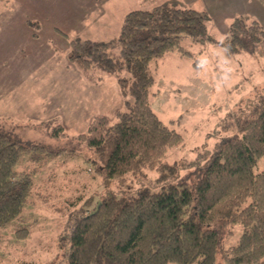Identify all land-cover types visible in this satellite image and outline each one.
<instances>
[{
  "label": "trees",
  "instance_id": "trees-1",
  "mask_svg": "<svg viewBox=\"0 0 264 264\" xmlns=\"http://www.w3.org/2000/svg\"><path fill=\"white\" fill-rule=\"evenodd\" d=\"M257 1L264 6V0ZM142 3L152 6L128 12L111 40L69 41L71 65L95 83L115 77L122 94L131 99L115 121L95 116L74 139L91 150L93 172L102 180L123 186L126 175L156 170L160 189L102 196L93 209L71 214L65 227V264H217L221 245L238 225L237 243L222 248L220 259L224 264H264V168L254 172L264 158V89L248 114L236 119L239 136L214 145L196 182L189 185L178 178V166L163 159L183 137L152 110L151 66L170 52L189 55L181 46L183 39L213 41L206 34L209 17L174 0ZM225 51L264 57V28L246 15L233 18ZM47 126L52 138L67 137L61 124L48 121ZM65 154L76 152L22 144L0 125V231L13 227L17 242L30 237L24 211L34 195L45 201L34 176L43 164ZM24 155L25 166L15 169Z\"/></svg>",
  "mask_w": 264,
  "mask_h": 264
},
{
  "label": "rangeland",
  "instance_id": "rangeland-1",
  "mask_svg": "<svg viewBox=\"0 0 264 264\" xmlns=\"http://www.w3.org/2000/svg\"><path fill=\"white\" fill-rule=\"evenodd\" d=\"M96 1L98 5L102 2ZM96 1L0 0V8L6 6L8 11L15 7L10 13L12 18L20 17L22 20V16H28L40 22L43 27L39 37L44 43L35 59L27 56L26 60L16 61L12 75L0 81L3 85L0 103L11 108L12 117L10 124L1 126L22 144L76 152V155H61L43 164L34 176L36 191L45 201L37 198L39 194L34 195L30 200L32 203L24 211L27 223L31 224V235L27 240L17 242L13 227L0 231V264H65L67 245L64 237L68 234L65 227L71 214L93 209L102 196L118 198L126 190L149 188L157 192L160 189L156 170L144 169L139 174L126 175L123 186L116 181L102 180L93 172L90 161L95 157L91 150L85 145L79 146L74 139L86 131L92 115H104L115 121L114 112L125 110L122 106L124 98L120 96L116 83L109 81L110 76L105 78L103 84L106 86L101 87L102 91L89 98L90 90L96 88H90V85L86 88V83L83 80V85L77 82L66 65L58 66L64 61L68 63L67 52L62 45L63 38L66 41L73 38L66 24L73 19L69 15L70 8L81 3L93 5ZM168 1L172 0H153V3ZM174 1L208 15L206 34L213 41L193 43L189 38L183 39L181 46L189 55L170 52L152 65L154 83L150 88L149 101L160 121L183 137L180 143L168 150L163 161L176 164L178 178L193 185L214 145L239 136L235 129L236 119L248 114L257 101L258 93L264 89V57L246 52L226 53L227 28L234 18L228 16L238 10L231 0ZM115 5L119 13L114 16V25L108 32L90 40L107 41L117 36L118 29L114 26L117 27L118 21L121 25L125 14L152 6L143 4L142 0H116ZM253 10L250 8L244 12L250 14ZM258 12L255 14L264 28L263 14ZM46 48L55 54L51 57L43 54ZM70 66L80 72L75 66ZM125 76L131 82V76L127 73ZM125 97L126 101H131ZM81 104L85 106H79ZM53 119L54 125L64 127L67 137L56 140L50 136L47 122ZM26 161L27 155L22 156L15 169L21 170ZM263 168L264 158L258 161L254 172ZM172 182L176 183L177 179ZM240 234L238 225L228 242L221 245L216 256L217 264H224L220 250L235 245Z\"/></svg>",
  "mask_w": 264,
  "mask_h": 264
},
{
  "label": "crops",
  "instance_id": "crops-1",
  "mask_svg": "<svg viewBox=\"0 0 264 264\" xmlns=\"http://www.w3.org/2000/svg\"><path fill=\"white\" fill-rule=\"evenodd\" d=\"M115 1L116 0H102V2L99 5L97 4L96 1L93 5H89V6L87 5L85 6L82 3L81 5L80 4L76 6L73 5L72 8H70V12H69V15L73 19L71 22L69 21L66 22L68 27L71 29L73 35V38L71 39L78 38L81 40H90L100 37L102 34L108 32L109 29L114 25L113 24V21L115 19L114 16L117 17V14L119 13V8H117V5H115ZM231 1L232 4L238 8V10L232 11V13L228 16L230 19L233 17L235 18L241 15H246L250 19L256 20L260 24L261 20L255 14L258 11H259L258 13L263 14V18H264V6H262L257 0H231ZM248 7L254 9L253 11H251L250 14L244 12V10L250 9ZM14 8L15 7H10L8 11L6 9V6L0 8V81L4 78H7L9 75H12V68L15 67L16 61L20 59L21 61L26 60L27 56H30L32 58L34 57L35 59L36 55L39 54V50L44 47L43 39L39 37V35L42 33L41 31V27H43L42 24L37 20H34L33 18H30L28 16H22V20L20 17L12 18L10 13L14 10ZM64 11L66 12L67 10ZM118 22H117V27L114 26V28L118 29L119 32L120 25ZM53 28L54 27H52V29ZM81 37H85V39H82ZM112 38H110L109 40H111ZM71 39H67L68 41L67 42L63 38L64 44L62 45V47L64 49V52H68L69 49L68 43ZM50 52H52V49L46 48L43 54L46 53L50 55V57L55 54L54 52H52V54ZM64 65H66V68L69 71L73 72L77 82L83 85L81 81L83 80L86 83L85 85L86 88L89 87L88 85H90V88L91 87L96 88L90 90L91 96H89V98L96 97V93L102 91L101 87L106 86L103 83L107 76H104L100 82L95 83L91 81L87 77V75L82 73L78 68L77 69L80 72H78L76 69H73L74 67L70 66L69 62L66 64L64 61V64L61 63L58 64V66L60 67H63ZM76 74L79 77H77ZM112 77L113 76L109 77L110 79L109 81L111 82V84H114L115 82L117 85L115 77L114 79H111ZM2 87L3 85H0V92ZM118 90L120 96L124 98V103L122 105L124 107L126 102V97L122 94L119 87ZM79 106L84 107L85 105L81 104ZM118 111L121 110L119 109L116 110V112H114L113 114L114 117ZM10 114H11V108L6 104L0 103V125L7 123L10 124L12 118ZM95 116H104V115H92V118ZM51 121H55V120L53 119ZM39 123H43V122H39Z\"/></svg>",
  "mask_w": 264,
  "mask_h": 264
}]
</instances>
